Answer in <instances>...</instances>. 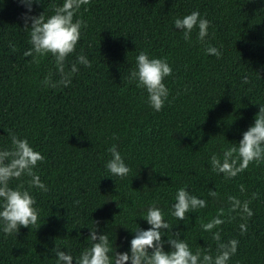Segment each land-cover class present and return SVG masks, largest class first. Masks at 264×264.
Listing matches in <instances>:
<instances>
[{
    "label": "trees",
    "instance_id": "trees-1",
    "mask_svg": "<svg viewBox=\"0 0 264 264\" xmlns=\"http://www.w3.org/2000/svg\"><path fill=\"white\" fill-rule=\"evenodd\" d=\"M40 2L32 15H50L64 0ZM193 10L210 21L206 43L222 49L219 59L205 54L195 31L185 41L173 27L176 16ZM24 11L18 0L0 4V149L11 146L9 131L26 137L45 157L36 171L49 190L32 189L40 209L35 227H22L16 236L0 233V264H55L51 249L57 245L78 255L90 246L87 228L93 221H100V230L115 235L120 250H126L133 235L128 230L135 223L148 227L141 219L147 205L155 200L167 211L181 186L208 200L187 224L166 217L193 251L215 254L216 241L201 224L223 208L221 239L239 241L230 264H264V165L250 164L231 180L209 166L211 153L238 142L264 104V4L88 0L75 17L87 26L68 60L84 53L91 67L79 66L66 88L41 84L50 73L53 81L60 79L52 57L34 63L24 55L31 47ZM141 50L166 57L173 67L165 80L170 102L160 112L126 80ZM112 144L132 168L126 179L108 177L104 169ZM208 189L218 197H207ZM228 196L250 201L254 214L243 234L239 225L244 220L238 211H229Z\"/></svg>",
    "mask_w": 264,
    "mask_h": 264
},
{
    "label": "clouds",
    "instance_id": "clouds-1",
    "mask_svg": "<svg viewBox=\"0 0 264 264\" xmlns=\"http://www.w3.org/2000/svg\"><path fill=\"white\" fill-rule=\"evenodd\" d=\"M87 2L88 0H64L62 5L52 10V14L46 16L44 11L39 15L31 14L33 5L40 4V0H18L25 10L21 19L26 28L31 29V47L24 55L32 57L34 63L41 58L52 57L60 76L57 81L52 80L51 73L45 76L41 81L44 87H69L74 74L80 70L79 66L91 67V61L84 53H77L73 62L68 60L76 52L82 30L87 26L80 18H75L82 4ZM259 2L264 4V0ZM2 3L3 0H0V4ZM172 23L183 34L185 41H189L195 31L197 39L205 44V54L217 59L221 57L222 49L206 43L210 21L198 10L176 16ZM134 59L135 67L128 71L126 80L142 89L146 93L148 106L154 112H160L170 102V90L165 80L173 75V67L166 57H155L144 50L139 51ZM242 81L248 83V77L243 76ZM8 135L11 146L0 149V233L5 237L16 236L20 228L35 227L38 224L40 209L32 189L40 192L49 190L36 171L44 161V155L26 137L12 131ZM227 143V147L222 148L219 153L212 152L209 157V166L217 174L231 180L244 172L250 164L264 165V104L258 105V112L247 129L240 133L238 142ZM107 151L110 158L104 164V169L108 177L126 179L132 168L126 163L118 146L112 144ZM25 177L28 179H23ZM13 181L16 183L13 184ZM239 188L243 193L244 185H239ZM207 197L214 200L218 193L208 189ZM227 200L229 211H238L244 220L239 225L243 234L247 230V219L254 214L249 207L250 201H242L236 196H228ZM74 203L78 204L79 201ZM207 206V199L181 186L176 189L167 211L155 200L147 205L141 219L148 227L141 228L135 223V229L128 230L133 235L127 242L126 250H120L122 245L116 244L115 235L110 237L107 231L100 230V221H93L92 227L87 228L90 246L81 249L78 255H73L66 247L54 246L51 251L55 253V264H230L231 258L237 253L239 241L234 238L227 241L221 239L219 226L224 223L223 208L211 220L201 224L202 230L211 233L212 239L216 241L215 254L200 248L193 251L180 231H172L174 224L166 218L170 216L175 218L177 224H187L190 214Z\"/></svg>",
    "mask_w": 264,
    "mask_h": 264
}]
</instances>
